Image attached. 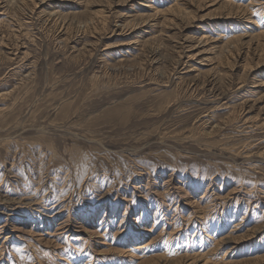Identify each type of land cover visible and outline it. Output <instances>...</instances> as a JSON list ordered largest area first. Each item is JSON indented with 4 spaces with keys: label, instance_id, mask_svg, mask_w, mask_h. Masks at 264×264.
Wrapping results in <instances>:
<instances>
[{
    "label": "rangeland",
    "instance_id": "1",
    "mask_svg": "<svg viewBox=\"0 0 264 264\" xmlns=\"http://www.w3.org/2000/svg\"><path fill=\"white\" fill-rule=\"evenodd\" d=\"M163 262L264 264V0H0V264Z\"/></svg>",
    "mask_w": 264,
    "mask_h": 264
},
{
    "label": "bare ground",
    "instance_id": "2",
    "mask_svg": "<svg viewBox=\"0 0 264 264\" xmlns=\"http://www.w3.org/2000/svg\"><path fill=\"white\" fill-rule=\"evenodd\" d=\"M227 6H229V5H227ZM232 6V5H231ZM233 7V6H232ZM261 25V24H260ZM260 35V34H259ZM231 39V38H230ZM229 39V40H230ZM68 177V176H67ZM240 195V194H239ZM6 201V200H5ZM16 203V202H15ZM232 243H234V242H232ZM143 247V246H142ZM141 246L140 247H138L137 249H141L142 248ZM159 258V257H158ZM161 258V257H160ZM187 258V257H186ZM189 258H187V260H188ZM201 259V258H200ZM190 260V259H189ZM159 261V260H158ZM162 261V260H161ZM145 262V261H144ZM152 262V261H151ZM179 262V261H178ZM187 262V261H186ZM162 263V262H161ZM144 264V263H143ZM163 264H164V262H163Z\"/></svg>",
    "mask_w": 264,
    "mask_h": 264
}]
</instances>
